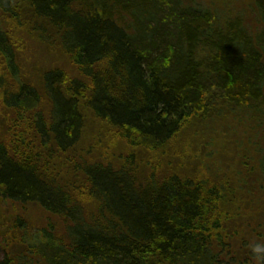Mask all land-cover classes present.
I'll return each instance as SVG.
<instances>
[{"label": "trees", "instance_id": "16d2710c", "mask_svg": "<svg viewBox=\"0 0 264 264\" xmlns=\"http://www.w3.org/2000/svg\"><path fill=\"white\" fill-rule=\"evenodd\" d=\"M23 23L70 69L30 80L10 39ZM217 103L264 125V0H0V217L20 207L0 264H264L248 173H158ZM89 120L127 147L118 167L84 148ZM253 161L254 200L264 146Z\"/></svg>", "mask_w": 264, "mask_h": 264}, {"label": "rangeland", "instance_id": "374dc122", "mask_svg": "<svg viewBox=\"0 0 264 264\" xmlns=\"http://www.w3.org/2000/svg\"><path fill=\"white\" fill-rule=\"evenodd\" d=\"M25 24L27 23L19 25V29L10 35V39L17 44V63L25 75L30 80H35L42 70L51 68L62 71L69 70L70 67L56 44L52 45L51 40L45 39L44 41L39 34H32ZM8 28L10 27L8 26ZM218 105L219 103L216 104L215 111ZM219 111L220 109L216 113L213 112L208 119H204L202 125L199 124L201 121L193 122L183 130L176 141L172 142L171 149L161 157L164 160L163 167L158 173L163 174L170 171L171 168L176 170L178 174L185 175L195 172L200 166H204V168L215 170L218 174L221 172L231 176L235 181H239L241 175L248 173V179L243 182L244 184L242 181L240 182L244 187L242 191L245 195L243 206L250 209L247 212L248 216L253 217L257 222H264L262 199L264 189L257 191L254 200L248 198L250 195H247L248 193L251 194V189H260L259 187L262 186L258 181L261 177L255 169L253 159L256 160L259 157L260 149L264 146V125L244 119L237 112L226 109H223V113H219ZM85 131L87 133L84 148L89 144H95L92 157L102 164L112 163L113 167H118L121 157L127 154V147L124 143L108 130L105 131L95 120L87 122ZM251 168L254 170L251 171ZM207 169H204L203 173V170H200L196 175L200 178L201 175L210 176L209 172L206 171ZM86 201L88 202L87 198ZM4 208H6V212L2 217L12 214L14 208L20 209L16 205L15 207L8 205ZM35 209L37 208L31 207V210L29 209L28 218L40 222V217L44 218V215ZM29 224L32 225L30 221ZM262 242L264 243L260 239V245H263Z\"/></svg>", "mask_w": 264, "mask_h": 264}, {"label": "clouds", "instance_id": "9594fccd", "mask_svg": "<svg viewBox=\"0 0 264 264\" xmlns=\"http://www.w3.org/2000/svg\"><path fill=\"white\" fill-rule=\"evenodd\" d=\"M257 253L264 252V246L257 245L254 249Z\"/></svg>", "mask_w": 264, "mask_h": 264}]
</instances>
